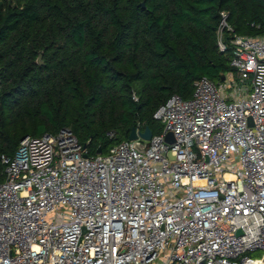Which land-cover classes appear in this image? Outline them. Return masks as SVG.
Returning a JSON list of instances; mask_svg holds the SVG:
<instances>
[{"label": "built area", "instance_id": "obj_1", "mask_svg": "<svg viewBox=\"0 0 264 264\" xmlns=\"http://www.w3.org/2000/svg\"><path fill=\"white\" fill-rule=\"evenodd\" d=\"M228 46L235 72L171 96L149 140L88 155L62 129L1 156L0 264H264V33Z\"/></svg>", "mask_w": 264, "mask_h": 264}, {"label": "trees", "instance_id": "obj_2", "mask_svg": "<svg viewBox=\"0 0 264 264\" xmlns=\"http://www.w3.org/2000/svg\"><path fill=\"white\" fill-rule=\"evenodd\" d=\"M263 33L264 0H0V159L62 129L88 155L137 125L157 134L153 114L171 96L235 72L231 35Z\"/></svg>", "mask_w": 264, "mask_h": 264}, {"label": "water", "instance_id": "obj_3", "mask_svg": "<svg viewBox=\"0 0 264 264\" xmlns=\"http://www.w3.org/2000/svg\"><path fill=\"white\" fill-rule=\"evenodd\" d=\"M37 63H38L39 65L42 64V62H41V53H39V55H38ZM222 80H223V79H222ZM151 136H152V133H151V130L149 129V127H145L144 132L140 133V137L143 138L144 140H149V139L151 138ZM136 138H137V136H136V133H135V129L132 128V130H131V132H130V134H129L128 140H129V141H132V140H136ZM166 140H167L168 142H172V141H173L172 135H171V134H168V135L166 136ZM135 147H136L139 151H142V150H143L141 144H139V143H135ZM101 153H102L101 148H98V149L96 150V154H101ZM238 234H239V233H238Z\"/></svg>", "mask_w": 264, "mask_h": 264}, {"label": "rangeland", "instance_id": "obj_4", "mask_svg": "<svg viewBox=\"0 0 264 264\" xmlns=\"http://www.w3.org/2000/svg\"><path fill=\"white\" fill-rule=\"evenodd\" d=\"M261 254H262V252L257 251V252L250 253L249 255L252 256V257H254V258H257V257H259Z\"/></svg>", "mask_w": 264, "mask_h": 264}]
</instances>
